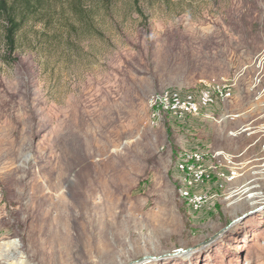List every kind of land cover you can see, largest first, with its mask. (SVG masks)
I'll use <instances>...</instances> for the list:
<instances>
[{
  "label": "rangeland",
  "instance_id": "rangeland-1",
  "mask_svg": "<svg viewBox=\"0 0 264 264\" xmlns=\"http://www.w3.org/2000/svg\"><path fill=\"white\" fill-rule=\"evenodd\" d=\"M77 2L0 57V264H264V0Z\"/></svg>",
  "mask_w": 264,
  "mask_h": 264
},
{
  "label": "trees",
  "instance_id": "trees-1",
  "mask_svg": "<svg viewBox=\"0 0 264 264\" xmlns=\"http://www.w3.org/2000/svg\"><path fill=\"white\" fill-rule=\"evenodd\" d=\"M130 1L142 21H146L147 16L140 7L141 0ZM46 3L47 0H0V57L4 63L16 62V40L19 31L30 19L39 15ZM78 3L79 0L74 10L82 13V6Z\"/></svg>",
  "mask_w": 264,
  "mask_h": 264
},
{
  "label": "built area",
  "instance_id": "built-area-1",
  "mask_svg": "<svg viewBox=\"0 0 264 264\" xmlns=\"http://www.w3.org/2000/svg\"><path fill=\"white\" fill-rule=\"evenodd\" d=\"M181 107L188 111H195L196 106L194 104L182 103ZM180 165L179 170L184 176L181 178L180 193L186 199L188 205L198 210L202 207L206 201V196L201 194L198 190L199 184L202 182L205 176V168L203 165V154L198 152L181 154L179 157ZM237 168L230 171L229 180L235 179L239 176Z\"/></svg>",
  "mask_w": 264,
  "mask_h": 264
},
{
  "label": "water",
  "instance_id": "water-1",
  "mask_svg": "<svg viewBox=\"0 0 264 264\" xmlns=\"http://www.w3.org/2000/svg\"><path fill=\"white\" fill-rule=\"evenodd\" d=\"M246 214L237 216L236 218H234L233 220H231L230 222H228L225 226H223L218 232H216L214 235H212L211 237H209L208 240L202 242V244H200V246L205 245L209 242L212 241H216V239L219 238L220 235H222L223 233H225L227 230H229L231 227H233L235 224H237L242 218L245 217ZM192 250H195V246L194 247H188L186 249H179L176 250L174 252H167L164 257H181V256H186L189 252H192ZM147 255L142 257V260L146 259ZM140 261V260H138ZM136 261V263L138 262Z\"/></svg>",
  "mask_w": 264,
  "mask_h": 264
}]
</instances>
